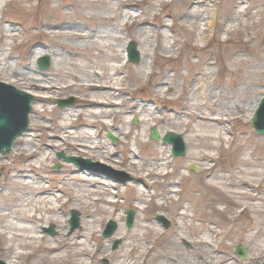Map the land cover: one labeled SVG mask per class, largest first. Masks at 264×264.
I'll list each match as a JSON object with an SVG mask.
<instances>
[{
	"label": "rangeland",
	"instance_id": "1",
	"mask_svg": "<svg viewBox=\"0 0 264 264\" xmlns=\"http://www.w3.org/2000/svg\"><path fill=\"white\" fill-rule=\"evenodd\" d=\"M89 1L90 3L86 5L81 0H76L78 4H73V0H12L5 7L4 13L2 15L0 13V18H3V27L13 26L19 34L16 40L10 38L2 40L0 34V48L4 47L7 51H11L13 54L10 59L11 63H17L19 66H21L22 58H25L27 54L26 41L34 44L37 49L47 48L53 44L44 35L46 29L41 30L37 27L39 22H43L50 15L51 10H59L61 16L63 15L67 19L66 22L72 23L69 26H83L85 32L90 33L92 37H95L97 28L104 30L107 28L110 31L99 38L91 39L90 37L87 42H81L82 46L79 47L74 46L75 42L72 39L77 37L73 35V30L67 29L72 33L62 32L57 35L56 50L64 58L59 67L60 74H55V66L52 64L48 71L39 69L38 61L48 56H41L35 61L37 75L42 79L40 84L48 88L53 87L50 92L36 90L20 83H8L0 76V82L33 96V105L35 104L37 107V109L33 107L31 114L30 127L32 124V130L30 128L28 132L18 138L14 146L18 147L17 150L22 149L21 151L35 150L36 159H40L43 155L49 156L46 167L40 171L36 170L32 161L28 162L18 152L13 155L11 152L0 157V161L6 162L7 159H10L7 170L1 168L0 162V214L7 211L11 214L20 199L31 198L30 194L16 188V180L12 179L18 175V171L24 169L35 181L39 173L43 174L48 182L44 185L51 189L54 187L58 189L68 179H73L72 184L80 186L77 194L85 190H92L80 182L81 177H84L83 172L74 164L64 163L57 158V154L61 152L67 156L100 162L107 167L111 166L129 174L130 181L123 184L114 182L121 191L128 189L129 183L135 177L148 173V165L157 164L154 159L166 155L168 159L174 161L172 170L177 171L181 176L184 171L187 174L180 182L179 187L181 190L179 197L187 200L189 196L200 194L206 196L204 182L211 174L217 177L222 176L230 183L232 178L229 175H233L237 171V167H233L232 170L228 168L235 159V152L239 154L238 158L241 155L247 156V153L250 152L254 169H263L264 171V136L258 135L251 126L257 104L264 94V70L257 68L256 63L254 64L255 56L250 50L255 47L264 52V37H262L264 0H206L207 7L203 8L204 13L217 17V23H219L217 26H211L205 35L207 48L205 50L209 51L213 60L210 66L205 67V73H209L211 83L208 85L218 97L213 104L202 103L200 97L193 98L191 93L189 77L196 73L198 64L206 58L202 54L204 45L199 29L188 23H182V21L178 23L179 18H176V15L180 10L177 6L180 0H138V3H134L132 10L136 15H141L143 19H146V23H148L143 28L159 31L158 39L152 31L148 35L152 44L157 47L156 50L144 45L145 34L133 33L132 27L121 29L120 24L124 18L121 12H116L119 7L118 0ZM160 1L164 3L162 7ZM229 4L235 11L232 14L228 9ZM237 11L240 12L239 20H236ZM165 13H170V16H166ZM228 15H231L234 20L233 32L228 34L224 29L219 32V26L227 25ZM115 16L117 19L114 25L106 24L108 17ZM158 21L165 22L166 26L160 27L157 24ZM112 26L117 27L118 35ZM190 30L192 33H185ZM120 36L122 37L119 39ZM165 36H168L167 41H163ZM130 43L136 44L141 61L139 64H132L129 60L123 63L120 75L123 104L113 108L88 106L86 103L90 101L111 103V98L107 96L108 93L94 85H104L100 78L103 75L112 83L119 80L110 76L111 70L116 64L111 58L112 51H118L122 45L127 48ZM169 43L171 47H168ZM104 47L108 48L104 49ZM232 48L237 51L235 61L242 62L241 66L232 65L230 63L232 61L225 60L224 55L228 49L230 51ZM232 56L233 54L231 58ZM48 58L50 59V57ZM117 61L120 62L121 58H117ZM262 62L264 63V59ZM146 68L150 69L151 75L145 74ZM233 71L234 75L232 76ZM164 81H166L165 85L159 87V83H164ZM87 83L92 84V88ZM70 84L74 86L80 84L82 88H87L85 86L87 84L89 88L78 92L75 87L66 89ZM246 87L253 89L255 92L253 96H240ZM69 98L75 99V105L70 108L62 110L54 104L55 99ZM192 99L193 101L195 99V103L204 104L202 109L198 107L196 110L198 113L193 112ZM224 104L228 106H224ZM199 112L209 116L213 122L202 120L198 115ZM99 113L100 115H98ZM134 120L138 121L137 125L133 124ZM92 126L96 128H92ZM64 127H68V129H63ZM154 128L159 131L161 136H164L166 132L182 135L188 147L187 155L180 159L173 158L171 146L151 139V131ZM95 130L96 134H93ZM108 131L117 134L116 145H113L107 138ZM128 132H131L129 136H127ZM91 133L94 138L90 137ZM200 133L218 134L220 137L210 141L211 144L219 145L214 151L216 159L210 165L202 161L204 159H201L199 154L200 151L208 152L204 145L205 141H209L205 139L202 141L199 138ZM137 138H141L143 143L135 146L136 158H133L130 149L137 143ZM24 140L29 144L18 146ZM85 145L91 147L97 145L99 150H87L83 148ZM229 148L231 150H228ZM258 149L263 151L262 157L257 153ZM153 151L159 152V156H152ZM160 151H164L163 156ZM59 165H61L60 169L55 170V167ZM196 165L199 166L198 174L190 171L191 166ZM183 168L184 170H182ZM84 172L90 175L94 174L96 178L108 173L105 169L100 168ZM164 176H160L157 179L159 184L153 187V193L157 200L153 198L152 201L150 200L151 202H147L149 206L147 216L140 214L137 207L129 202L132 199V192L129 189L121 199H118L120 202L117 205H109L106 206V210L103 209V213H112L113 217L102 215L105 216V219L101 222V232L99 238L94 237L93 243L98 245L99 250L102 248H108L109 251L114 252L120 250L124 241L118 235V230L121 228L123 231H129L137 221L147 217L148 221L158 228L159 237L148 239L151 254L147 259H141V264H194L193 260H196L195 264H263L264 183H258L259 188H253L251 196L254 201L248 199L250 195L243 199H239L240 196H235V200H240L239 202L243 203L245 207L255 205L253 211L248 209L243 211L245 208L239 207V205H227L226 215L219 217L213 215L209 210H205V217H195L192 220V225L200 226V230L195 231L190 228L191 221H186L185 227H180L179 214L172 209V200H168L167 195L169 190L165 188V185L174 182L175 179ZM150 182H153V179ZM101 188L98 187V191ZM230 191L234 192L235 189L231 186ZM59 195L62 197V209L57 212L56 217L54 215L47 216L51 220L47 228L54 226L55 230V235H49L51 238H58L61 235L72 236L75 232H79L81 228L74 232L70 231L69 222L72 210L80 213L81 227L85 220L90 221L85 212L84 202L80 199H78L79 203L73 201L76 193L69 190V192ZM207 196L209 200L213 197L212 194ZM160 197L164 198L163 204L157 206L155 203H160ZM94 207L101 211L103 205L97 203ZM222 207L224 206H220V208ZM94 209L91 207L90 211ZM129 210L136 213L135 223L131 229L126 225V216ZM158 216L169 220L170 228L166 229L163 223L157 220ZM109 221H115L118 229L111 238H105L103 233ZM61 228H65L63 232H60ZM209 229L221 235L217 239L221 245H218V248L204 247L202 243L203 238L209 234ZM258 231L260 235L255 237ZM116 241H119V244L117 248H114ZM2 245L3 240L0 239V246ZM238 246H243L247 250L248 256L245 259L236 254ZM161 253L173 254L176 256V262L164 261L159 257ZM2 259L0 255V260ZM116 261L106 259L97 262L98 264H114ZM37 263L43 264L40 260H37Z\"/></svg>",
	"mask_w": 264,
	"mask_h": 264
},
{
	"label": "bare ground",
	"instance_id": "2",
	"mask_svg": "<svg viewBox=\"0 0 264 264\" xmlns=\"http://www.w3.org/2000/svg\"><path fill=\"white\" fill-rule=\"evenodd\" d=\"M31 1V0H28ZM106 1V0H103ZM12 2V0H0V13L1 15L5 11V7ZM82 3L88 5L90 1H82ZM78 4L76 0H73V4ZM134 3H138V0H118L119 7L117 8V13L121 12L123 14L124 21L120 24L121 29L125 28H133V33L146 35L145 37V46L149 48H156L153 42L150 40L149 36L150 32L152 31L153 34L156 36V39L159 38V31L157 30H146L144 25H147L146 19H143L141 15H136L135 12L132 10ZM161 7L163 6V1H160ZM206 0H180L177 4L178 8L180 9L176 18L178 19V23L182 21V23H188L196 29H199V34L202 38L203 48L202 54L205 56V60L202 63H199L197 66L196 73L189 77L191 82V93L193 98L200 97L202 99V103H215L217 100V94H215L214 90L208 85L211 82L209 81V73H205V67L210 66L212 63V55L209 51L205 50L206 48V34L210 30V27L217 26L218 18L212 16L210 14H206L203 11V8L207 7ZM72 4V6H74ZM228 9L230 14L234 11V8L231 4L228 5ZM166 16H170V13H165ZM236 20H239L240 12L237 11ZM115 17H108L106 19V24L114 25ZM227 25L226 26H219V32L221 30H225L228 34L233 32L232 24L234 22L231 15L227 17ZM67 19L59 12V10H51L50 15L43 21L37 24V27L41 30L46 29L44 35L47 40L51 43V46L47 48L37 49L34 47L29 41H26L25 49L27 54L25 58H22L20 62L21 66L17 63H11L10 59L12 58V52L7 51L4 47L0 48V76L7 81L8 83L18 84L20 83L23 86H28L30 88L44 90L50 92L53 87H46L42 86L40 82L42 79L37 75L36 71V64L35 61L40 58L41 56H48L50 57L51 64L55 66V74H60V64L64 60L62 54L56 50L58 45L57 42V35L61 34L62 32L72 33V31H67V29L73 30V35L77 38L72 39L75 44V47L82 46L80 45L81 42H87L88 40L95 39L101 37L103 34L110 32L107 28L104 30L103 28H97L95 31V37H92L90 33L85 32V28L83 26H69L72 23H67ZM157 24L160 27H165V22L158 21ZM157 27V26H156ZM174 27V25H172ZM113 30H116V26H112ZM117 35H118V31ZM185 33H192L185 31ZM0 34L2 40L12 39L16 40L19 36L18 32L13 26H9L4 28L3 27V18H0ZM122 36L118 37L119 39ZM264 37V32L263 36ZM170 38V37H169ZM229 38V37H228ZM227 38V39H228ZM168 36H165L163 41H167ZM220 41V40H219ZM158 46V45H157ZM168 47H171V44H168ZM108 47H104L107 49ZM154 50V53H155ZM205 50V51H204ZM237 50V49H235ZM251 52L254 54V64L256 63L257 68L264 70V63L262 59H264V52L260 51L257 48L250 49ZM233 54L232 58L231 55ZM237 51H234L232 48L230 51L228 49L225 56L226 61L230 62L232 65L241 66L242 62H236L235 57ZM112 60L116 62L111 70V77H115V79H119L118 81H108L103 77H100L104 85L95 84L97 88L102 89V91L108 93L107 96L111 98V103H103L100 101H90L86 103L88 106L91 107H111L114 106H121L123 104V89L120 86L121 83V70L123 67V63L128 61L127 53H126V46L122 45L118 48V51H112L111 55ZM117 58H121V61H117ZM150 68V67H149ZM147 69V68H146ZM211 73V72H210ZM100 76L99 73L96 72ZM146 75H151L152 72L150 69H147L145 72ZM232 76L234 75L231 73ZM120 77V78H119ZM49 79V78H47ZM101 82V81H100ZM116 82V83H115ZM164 83H159V87L165 85ZM89 84V83H87ZM87 84L85 85L87 88H82L79 85H72L68 86L66 89H71L75 87L76 91H84L88 90ZM92 88V84H89ZM254 91L250 87H246L240 96H253ZM233 96V95H232ZM35 97V95H34ZM236 97V95H235ZM200 104L198 102L195 103V99L191 102V105L194 109L193 112H197L198 107L201 109L203 108L204 104ZM224 106H228L224 104ZM33 107L37 109L36 105L34 104ZM198 113V112H197ZM96 115V114H95ZM100 115V113L98 114ZM202 120H207L210 123L213 122V119H210L209 116L202 114L199 112L198 114ZM91 127V126H88ZM32 130V124H31ZM92 128H96L92 126ZM63 129H68V127H64ZM93 131V130H92ZM112 132L115 136L116 133ZM96 134V130L93 132ZM90 134V137L94 138V135ZM131 132H128L127 136H129ZM199 138L203 141L209 140L208 142L205 141V149L208 152L202 153L201 151L199 154L201 155L202 161L207 162L209 165L216 159L215 150L219 146L216 144H211L210 141L212 139H219L218 134H209V133H200ZM91 142V141H90ZM139 142V143H138ZM143 141L141 138H137V143L130 149V154L133 155V158H136V150L135 146L138 144H142ZM28 141L24 140L18 146L28 145ZM216 147L214 148V146ZM49 147V145H48ZM87 147V148H86ZM17 146L13 147L12 155L15 152H18L19 155L24 156L26 160L29 162L32 161L34 167L37 171H40L46 167V163L49 161L48 155L41 156L40 159H36V151L35 150H17ZM83 148L89 149H98V146L95 145L94 147L85 145ZM228 150H231L230 148ZM162 152V156L164 155V151ZM257 153L262 157L263 151L261 149L257 150ZM152 156H159V152L153 151ZM235 152V159L234 161L228 166L229 169L236 168L237 171L233 175H229L232 178V181L229 183L228 179L222 176H215L211 174L209 178L204 182V186L206 187L205 193L206 196L203 194L197 196H189L188 200L184 198H180L179 194L181 193L179 187L180 182L182 179L187 175L185 171L183 172L182 176L177 173V171L173 169L174 161L168 159V157L163 156L161 158L154 159L156 165H148V173L145 175H138L132 180L129 185L128 189L132 192V199L129 200L130 203H133L140 214H144L147 216L149 213V206L147 205L148 201H152L153 198L157 200L155 197L153 190L154 185H158V178L160 176L165 175V177L175 179L174 182H171L165 185V188H168L169 193L168 200H172L171 207L174 211L178 212V219L181 222L180 227H185L186 221H191L190 228L195 231L200 230L199 225H192V220L195 217L203 218L205 217L204 211L209 210L213 215L224 217L227 213V205L229 206H238L244 207L245 210L253 211L255 209L254 206H244L243 203H240V200H235V196H240L239 199L246 198L247 195H250L249 200L254 201L253 196L251 193L253 192V188H259L258 183H264V171L263 169L255 170L254 165L250 159V152L247 153V156H240ZM14 157V156H13ZM10 159L7 161H0L1 168H5L9 165ZM104 161V160H103ZM107 165V164H106ZM30 165L28 164V167ZM111 167V166H110ZM197 169L199 166H195ZM210 168V167H208ZM248 168V169H247ZM184 170V168L182 169ZM11 174V173H10ZM74 174V173H73ZM84 177H81V183L86 184L92 190H82L84 192H79L77 194V190L80 189V186L73 185V179H68L65 184L58 188L51 189L50 187L44 185V183H48L46 178L43 174L38 175L36 181L33 180L27 173V171L21 170L18 171V175L13 177V180H16L15 186L16 188L23 190L31 195V198L24 197V199H20L18 202L19 204L16 208L9 214V212L1 213L0 214V239L3 240V245L0 246V255L3 258L1 261L4 264H39L37 260L43 262V264H98L97 261H103L106 259L109 260H117L114 264H141V259H147V257L151 254V250H149V242L148 239L152 240L154 238L159 237V230L157 227L153 226L147 219V217H143V219L136 222V225L129 231H123L121 228L118 230V235L121 236L122 241L124 244L122 248L117 251H109L108 248H102L99 250L98 245H94V237L99 238V233L101 232V222L105 219V216L102 215H110L113 217L112 213H103V209L106 206H115L120 201L119 198L124 196L128 189L123 191L119 190L115 181L110 179L107 176H102L99 178L94 177L95 175H90L85 172L82 173ZM181 176V177H179ZM150 178V179H149ZM153 179V182L150 180ZM234 180V181H233ZM233 187L235 191H230V187ZM98 187H102L100 191H98ZM118 188V189H117ZM69 190L76 193V196L73 197V201H78L80 199L84 202L85 212L87 216L90 218V221L85 220L83 226L79 230V232H75L72 236H65L61 235L58 238H51L49 234L45 231L47 225L51 222L50 218L47 216L54 215L57 216V212L62 209V197L59 195L60 193H67ZM81 191V190H80ZM204 193V194H205ZM209 194H212L213 197L211 200L208 199ZM247 199V200H248ZM160 203L156 202L157 206L163 204V197H160ZM235 200V201H234ZM150 201V202H151ZM258 202V201H257ZM79 203V201H78ZM101 203L103 208L101 211L94 209L95 204ZM240 203V204H239ZM257 204V203H256ZM219 206V208H218ZM220 206H224L220 208ZM93 208V211H90V208ZM106 210V209H105ZM257 211V210H255ZM99 217V218H98ZM121 220V217H119ZM65 228H61L60 232H63ZM208 235L203 238V245L204 247H214L218 248L220 245L217 242V239L220 238V233H215V231L209 229ZM260 232H256L255 237H258ZM218 246V247H217ZM221 246V245H220ZM22 251V252H19ZM159 256V255H158ZM161 259L168 263L176 262V256L170 253H161L159 256ZM194 264L196 260H193Z\"/></svg>",
	"mask_w": 264,
	"mask_h": 264
},
{
	"label": "water",
	"instance_id": "3",
	"mask_svg": "<svg viewBox=\"0 0 264 264\" xmlns=\"http://www.w3.org/2000/svg\"><path fill=\"white\" fill-rule=\"evenodd\" d=\"M128 54L131 63L138 64L140 62V53L137 50L135 43L129 45ZM38 65L42 71H48L51 67V61L47 57L42 58L39 60ZM33 101L34 98L30 94L0 82V157L10 154L16 140L29 131L30 115L33 113ZM54 103L57 104L60 109H63L73 105L74 100H54ZM135 124H137V121H135ZM251 124L256 133L264 136V96L258 104ZM107 136L114 144L117 143V140L112 133H108ZM151 137L154 141L160 140V136L156 129L152 130ZM163 143L173 145L174 156L184 157L186 155L187 146L181 135L168 132L163 139ZM57 157L64 162L74 163L82 170L85 169L86 166L102 167L99 163L94 164L91 161H85L81 158L67 157L64 153H59ZM56 169H59V167ZM192 170L196 171L195 168H192ZM117 176H124L125 178L118 179ZM114 177L123 183L130 180L129 175L121 172H115ZM71 214L72 219L70 221V225L71 232H73L80 228V213L77 211H72ZM134 220L135 212L129 211L127 214L128 228L133 226ZM158 220L163 222L165 228H169L170 222L164 217L160 216L158 217ZM116 230L117 224L113 221L109 222L104 236L106 238H110L114 235ZM47 232L51 235H55L54 227L52 226L47 230ZM118 243L119 242L115 243V248L117 247ZM236 253L243 258L247 257V251L242 247H239ZM0 264L4 263L0 261Z\"/></svg>",
	"mask_w": 264,
	"mask_h": 264
}]
</instances>
